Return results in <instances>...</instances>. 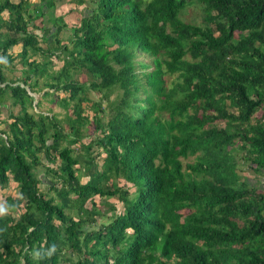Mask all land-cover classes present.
Returning <instances> with one entry per match:
<instances>
[{"label":"trees","instance_id":"1","mask_svg":"<svg viewBox=\"0 0 264 264\" xmlns=\"http://www.w3.org/2000/svg\"><path fill=\"white\" fill-rule=\"evenodd\" d=\"M56 3L0 0V264H264V0Z\"/></svg>","mask_w":264,"mask_h":264},{"label":"rangeland","instance_id":"2","mask_svg":"<svg viewBox=\"0 0 264 264\" xmlns=\"http://www.w3.org/2000/svg\"><path fill=\"white\" fill-rule=\"evenodd\" d=\"M12 1H16V0H12ZM31 1L36 2V0H31ZM81 7L82 6L75 5V0L74 1L57 0L55 12L57 14H62L63 20L69 25V24H74L78 21V18L80 16V10L79 9ZM179 17H180V19H182L183 21H186V22L200 23L201 17H202V9H201L200 4L197 2H191L187 5H185L183 10L180 11ZM18 50H19V47H13V49H12L13 53L17 52ZM76 78H78L80 80H84L86 77H85V75L80 74V75L76 76ZM47 105L53 106L52 104H48V102L44 101L43 107H45ZM53 109L56 110L57 107L53 106ZM256 115L258 116L259 113H257ZM192 158H193V156H189L187 158V161H191ZM246 166H247V162L245 160L239 161V163H238L239 171H237L239 173V175L248 177L249 181L252 184H255L254 178H256L258 181V183H256V184L260 187L261 190L264 191V176L255 175ZM81 180L83 181L84 178H81ZM1 192H3V194L15 193L14 189L11 186L5 188ZM95 200L97 201L98 199L95 198ZM104 200L106 202H107V200L109 202H113L115 206L119 207L120 202L117 199H115V198H108V199L102 198V199H99V203H98V207H97L99 211L103 210L105 208V204H103L105 202Z\"/></svg>","mask_w":264,"mask_h":264},{"label":"clouds","instance_id":"3","mask_svg":"<svg viewBox=\"0 0 264 264\" xmlns=\"http://www.w3.org/2000/svg\"><path fill=\"white\" fill-rule=\"evenodd\" d=\"M6 211H7V208L3 204H0V215L5 214ZM55 250H56V246L52 245V247L49 248L47 250V252L44 253V255H46L48 257H51L54 254ZM35 255L39 257L41 255V253L40 252H36Z\"/></svg>","mask_w":264,"mask_h":264}]
</instances>
